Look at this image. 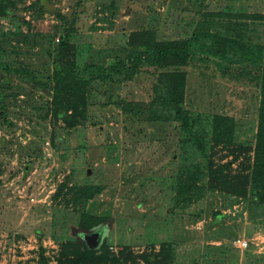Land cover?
Returning <instances> with one entry per match:
<instances>
[{
    "label": "rangeland",
    "instance_id": "1",
    "mask_svg": "<svg viewBox=\"0 0 264 264\" xmlns=\"http://www.w3.org/2000/svg\"><path fill=\"white\" fill-rule=\"evenodd\" d=\"M9 3L2 61L37 81L0 68V264H59L65 245L83 250L94 233L103 264H245L264 252V205L248 182L261 67L241 57L264 46V0H49L48 12L39 0ZM67 31L68 57L90 80L87 116L73 129L52 113L54 53ZM145 31L162 46L197 38L177 69L186 131L171 96L176 68L141 58L129 79L98 78L117 59L132 64L131 36ZM223 117L233 132L218 140Z\"/></svg>",
    "mask_w": 264,
    "mask_h": 264
},
{
    "label": "trees",
    "instance_id": "2",
    "mask_svg": "<svg viewBox=\"0 0 264 264\" xmlns=\"http://www.w3.org/2000/svg\"><path fill=\"white\" fill-rule=\"evenodd\" d=\"M11 0H0V18L8 15L10 10ZM49 0H39L40 8L43 12H48ZM256 18L264 20L263 15H256ZM154 34L151 31L137 32L131 36L130 45L136 49L133 54L132 64L127 65L124 59H117L108 66V74L98 76L103 82L113 79V75L124 76L129 79L136 75L139 71L141 58L148 59L152 64L160 68L174 67L176 70L179 67L185 66L190 58L192 46L197 38L188 40L173 41L162 46L155 41ZM71 33L66 32L61 36V43L55 51V65L52 80L53 88V103L52 113L54 117L66 124L69 129L76 128L81 119L87 116L88 92L90 87L89 73L87 68L79 70L76 64L69 59ZM2 47H0V68L9 75H14L17 78H26L29 81L36 82V75L24 67H15L2 61ZM241 57L252 64L261 67V102L258 115V131L255 140V158L253 167L248 175V182L254 187L253 202L264 205V46L259 47L255 53H250L247 49L241 50ZM101 69V68H99ZM102 72L103 69H102ZM184 72L177 70L171 74L169 81L171 88V96L177 109L178 120L182 123L183 129H188L189 111L184 103L185 89ZM8 81H6V84ZM233 120L228 117L217 118L215 120L216 138H230L233 132ZM184 185V184H183ZM84 195L87 199L86 192ZM73 191L77 192V196L83 198V188H76ZM98 191V190H96ZM84 222L87 219L91 220V226L100 223L96 217L92 215H84ZM87 218V219H86ZM82 227L88 229L82 224ZM83 238V237H82ZM84 240V238L82 239ZM65 250L61 253L59 264H103L109 262V258L99 254L100 249L90 250L86 243L83 245V250L78 245L68 244L64 246ZM146 263H153L150 257H145Z\"/></svg>",
    "mask_w": 264,
    "mask_h": 264
},
{
    "label": "water",
    "instance_id": "3",
    "mask_svg": "<svg viewBox=\"0 0 264 264\" xmlns=\"http://www.w3.org/2000/svg\"><path fill=\"white\" fill-rule=\"evenodd\" d=\"M83 238L90 250L99 249L102 240V236L100 233L88 234Z\"/></svg>",
    "mask_w": 264,
    "mask_h": 264
},
{
    "label": "crops",
    "instance_id": "4",
    "mask_svg": "<svg viewBox=\"0 0 264 264\" xmlns=\"http://www.w3.org/2000/svg\"><path fill=\"white\" fill-rule=\"evenodd\" d=\"M252 232V230H250ZM250 235L251 233L246 231L244 232V235ZM264 252L262 251V253L259 250H252V252H248L246 254V261L245 264H259V260L258 259H264Z\"/></svg>",
    "mask_w": 264,
    "mask_h": 264
},
{
    "label": "built area",
    "instance_id": "5",
    "mask_svg": "<svg viewBox=\"0 0 264 264\" xmlns=\"http://www.w3.org/2000/svg\"><path fill=\"white\" fill-rule=\"evenodd\" d=\"M235 246L238 248V249H245L247 246H248V244L246 243V242H241V240H237L236 242H235ZM247 249V248H246Z\"/></svg>",
    "mask_w": 264,
    "mask_h": 264
}]
</instances>
